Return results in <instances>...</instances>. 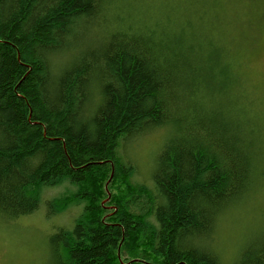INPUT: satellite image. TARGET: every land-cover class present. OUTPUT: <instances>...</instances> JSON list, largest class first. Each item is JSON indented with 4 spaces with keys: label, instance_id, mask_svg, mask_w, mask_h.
Here are the masks:
<instances>
[{
    "label": "trees",
    "instance_id": "16d2710c",
    "mask_svg": "<svg viewBox=\"0 0 264 264\" xmlns=\"http://www.w3.org/2000/svg\"><path fill=\"white\" fill-rule=\"evenodd\" d=\"M241 3L0 0V219L63 184L47 216L81 208L49 237V264H224L220 224L264 188ZM158 129L144 184L120 144ZM253 232L229 264H264V221Z\"/></svg>",
    "mask_w": 264,
    "mask_h": 264
},
{
    "label": "rangeland",
    "instance_id": "374dc122",
    "mask_svg": "<svg viewBox=\"0 0 264 264\" xmlns=\"http://www.w3.org/2000/svg\"><path fill=\"white\" fill-rule=\"evenodd\" d=\"M258 3V0H242L237 9L239 22L233 27L236 29L235 33L239 31L243 39L239 57L247 76L256 80L259 87H264V2L259 5ZM159 130L132 139L133 146L129 141L120 149L124 157L127 154L133 164L138 166L135 168V180L138 182L146 184L152 181L150 175L154 170V158L166 135L165 130ZM55 189L51 194L42 196L40 206L33 214L20 217L14 222L0 219V264L50 263L49 237L58 228L71 229V218L74 219L79 213L73 211L65 217L47 216L45 202L55 192H58L56 195L64 192L65 188L61 186ZM250 207L246 213L238 214L230 220L226 218L220 224L216 240L224 261L239 252L250 240L253 231L264 221V188L257 194Z\"/></svg>",
    "mask_w": 264,
    "mask_h": 264
},
{
    "label": "bare ground",
    "instance_id": "6f19581e",
    "mask_svg": "<svg viewBox=\"0 0 264 264\" xmlns=\"http://www.w3.org/2000/svg\"><path fill=\"white\" fill-rule=\"evenodd\" d=\"M159 130V129H158ZM165 130V132H166V135H165V138H164V141L166 142V140H167V138H168V136H169V130L168 129H164ZM157 130H153L151 133H153V132H156ZM159 131H161V130H159ZM158 132V131H157ZM148 134V133H147ZM141 136L142 135H134L133 137H131V138H126L125 140H122V142H121V144H120V147L122 148V146L123 145H125L126 143H128L129 141V143H131V146H133V144H132V139H136V138H141ZM163 141V143H162V145H161V147L164 145V142ZM161 147H160V149H158L159 151H157V153H156V155H155V158H154V162H155V159H156V156H158V154L160 153V150H161ZM120 148V149H121ZM127 154H125V156H126ZM128 156V155H127ZM155 164V163H154ZM134 166V172H135V174H136V167L138 168V166H136L135 164L133 165ZM111 177H112V175L110 176V179H111ZM110 179H109V181L106 183V185H105V187L107 186V184H109L110 183ZM150 185V184H149ZM64 187V188H66L67 186H66V184H63V185H60V186H56V187H47V188H44L42 191H41V199H42V196L43 195H47V194H51V191H54V190H56L55 188H58V187ZM53 189V190H52ZM63 192V191H62ZM56 193H58V192H55L54 193V195L52 196V197H50L48 200H52L53 198H56V197H59V196H61V194L62 193H59L58 195H56ZM41 199H40V203H41ZM47 200V201H48ZM46 201V202H47ZM46 202H45V204H46ZM40 203H39V206H40ZM39 208V207H38ZM81 210V208L79 207V206H71V207H69L64 213H61V214H56V215H53V216H59V217H65V216H67V214L68 213H71V212H73V211H80ZM241 213L239 214V215H242V214H244V213H246L248 210L246 209V208H242L241 209ZM79 215V213L78 214H76L75 215V217H74V219L77 217ZM225 216V215H224ZM226 216H228V215H226ZM225 216V217H226ZM235 217L237 216V214L236 215H234ZM74 219H72L71 218V220H72V222H74ZM230 258L228 259V260H223V263L224 264H229L230 263ZM49 261H51V259L49 258ZM124 264V263H123Z\"/></svg>",
    "mask_w": 264,
    "mask_h": 264
}]
</instances>
